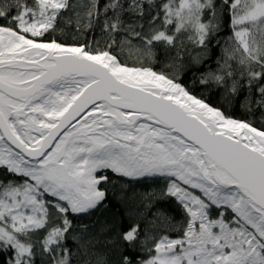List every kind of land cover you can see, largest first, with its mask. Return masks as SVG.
<instances>
[{"label": "snow or ice", "instance_id": "snow-or-ice-1", "mask_svg": "<svg viewBox=\"0 0 264 264\" xmlns=\"http://www.w3.org/2000/svg\"><path fill=\"white\" fill-rule=\"evenodd\" d=\"M0 264H264V0H0Z\"/></svg>", "mask_w": 264, "mask_h": 264}, {"label": "trees", "instance_id": "trees-1", "mask_svg": "<svg viewBox=\"0 0 264 264\" xmlns=\"http://www.w3.org/2000/svg\"><path fill=\"white\" fill-rule=\"evenodd\" d=\"M158 187H159V185L154 184L153 181H151V180L142 181L138 185L137 184L132 185L133 190H135L137 193V198H139L140 193L145 192V191H149V190H155Z\"/></svg>", "mask_w": 264, "mask_h": 264}]
</instances>
